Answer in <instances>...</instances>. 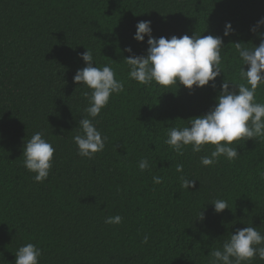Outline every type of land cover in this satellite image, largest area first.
Masks as SVG:
<instances>
[{"label": "trees", "instance_id": "trees-1", "mask_svg": "<svg viewBox=\"0 0 264 264\" xmlns=\"http://www.w3.org/2000/svg\"><path fill=\"white\" fill-rule=\"evenodd\" d=\"M261 18L264 0H0V264H15L26 243L42 249L40 264H208L237 229L253 225L264 234V139L239 141L237 159L210 167L200 157L213 146L200 153L188 146L178 156L165 143L168 127L187 126L215 105L225 77L245 82L235 43L258 46L251 28ZM140 21H151L156 38L221 37L224 73L215 87L130 80L124 49L146 55L148 47L147 37L133 39ZM227 23L233 31L225 36ZM86 48L124 83L94 121L108 139L93 159L78 156L72 139L88 106L90 90L73 81ZM256 99L264 103V86ZM37 131L55 148L39 183L23 165L24 141ZM182 175L195 187L181 188ZM215 199L229 209L217 214ZM115 215L120 224L104 223Z\"/></svg>", "mask_w": 264, "mask_h": 264}, {"label": "clouds", "instance_id": "clouds-1", "mask_svg": "<svg viewBox=\"0 0 264 264\" xmlns=\"http://www.w3.org/2000/svg\"><path fill=\"white\" fill-rule=\"evenodd\" d=\"M264 27V18L257 21L251 32L260 38L258 46L249 48L244 43H235L236 51L242 61L240 78L244 83H236L225 77L220 85V92L215 105L204 115L188 119L184 127H168L165 143L178 155L183 156L188 146L193 153L205 150L206 145L213 146L210 155L200 157L204 167L214 166L223 157L228 161L238 158L239 141L264 139V103L256 99L257 89L264 86V33L258 31ZM233 31L231 23L225 25L224 35ZM147 37L146 55H136L131 47L124 49L130 55L125 58L128 65V78L139 84L156 85L169 88L183 86L189 91L203 88L212 82L215 87L216 78L223 72L221 52L223 40L212 35H175L170 38H156L152 34L151 21H140L136 25L133 39L143 43ZM86 66L78 69L73 81L86 86L90 91L88 106L84 109L85 116L79 119L78 134L72 137L77 146V155L93 159L105 148L106 136H102L94 121L100 116L102 109L109 104L113 94L124 91V83L116 79V73L109 65L97 67L92 51L86 48L81 54ZM247 65V70L244 66ZM224 73V72H223ZM169 91H165L166 93ZM55 148L44 138L41 131L35 132L27 142L24 141L23 165L34 174L35 182L45 181L53 166ZM138 167L140 171L149 169V161L142 158ZM176 171L183 173V164L176 165ZM181 188L195 187L196 179L181 176ZM163 177L153 176L155 184H161ZM210 204L219 214L229 209L224 199H215ZM204 213L200 211L199 220ZM120 215L108 216L104 223L120 224ZM149 237H144L147 244ZM42 249L34 243H26L15 253V264H40ZM259 258L264 260V234L257 227L247 226L237 229L222 243V247L210 252L208 264H250Z\"/></svg>", "mask_w": 264, "mask_h": 264}]
</instances>
